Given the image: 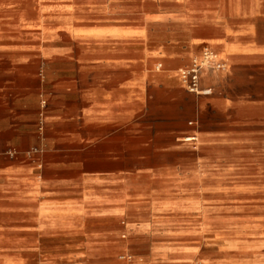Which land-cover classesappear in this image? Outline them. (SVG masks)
<instances>
[{
	"label": "crops",
	"instance_id": "1",
	"mask_svg": "<svg viewBox=\"0 0 264 264\" xmlns=\"http://www.w3.org/2000/svg\"><path fill=\"white\" fill-rule=\"evenodd\" d=\"M231 1L0 0V264H118L100 249L106 221L126 216L123 179L140 160L163 161L180 135L264 154V0ZM155 19L181 36L158 42ZM206 47L230 69L204 71L214 92L197 96L178 71ZM193 202L155 205L128 232L186 233L188 216L207 222Z\"/></svg>",
	"mask_w": 264,
	"mask_h": 264
},
{
	"label": "rangeland",
	"instance_id": "2",
	"mask_svg": "<svg viewBox=\"0 0 264 264\" xmlns=\"http://www.w3.org/2000/svg\"><path fill=\"white\" fill-rule=\"evenodd\" d=\"M165 4L149 3L148 13L164 12ZM245 4L246 0H232L229 6L242 8ZM151 29L152 37L161 43L181 36V25L167 19H155ZM202 52L189 65L180 67L179 79L182 69L191 66L194 59L201 60ZM160 65L155 66L156 72L162 71ZM229 69L227 63L222 75ZM186 136H178L163 161L140 160L139 172L123 179L126 216L106 221L107 237L101 244V254L118 264H132L148 253L154 264H264L263 148L254 146L242 151L228 146H201L200 141L193 144L181 138ZM153 149L140 147L141 152ZM236 163L245 168L243 174L231 172L240 170L234 168ZM145 168L155 171H144ZM197 199L202 203L197 206L207 219L205 224L201 217L198 220L199 216L189 214V221L181 223L192 228L183 234L168 230L128 232L127 225L149 219L155 205L176 201L186 206ZM211 206L217 207L219 220L208 213ZM166 214L162 222L173 216ZM230 214L245 221H234L227 217ZM164 246L169 250L160 251Z\"/></svg>",
	"mask_w": 264,
	"mask_h": 264
},
{
	"label": "built area",
	"instance_id": "3",
	"mask_svg": "<svg viewBox=\"0 0 264 264\" xmlns=\"http://www.w3.org/2000/svg\"><path fill=\"white\" fill-rule=\"evenodd\" d=\"M200 59H194L191 66L182 69L180 71V79L188 92L197 96H210L214 90L212 87L203 86V73L206 70L223 72L227 69V62L219 59L218 54L208 47L203 50Z\"/></svg>",
	"mask_w": 264,
	"mask_h": 264
},
{
	"label": "bare ground",
	"instance_id": "4",
	"mask_svg": "<svg viewBox=\"0 0 264 264\" xmlns=\"http://www.w3.org/2000/svg\"><path fill=\"white\" fill-rule=\"evenodd\" d=\"M193 137H194V136H193ZM188 140L192 141L193 139H191V138H188Z\"/></svg>",
	"mask_w": 264,
	"mask_h": 264
}]
</instances>
